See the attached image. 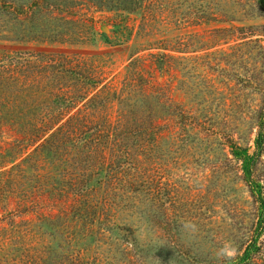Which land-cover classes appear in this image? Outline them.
<instances>
[{
  "label": "rangeland",
  "instance_id": "1",
  "mask_svg": "<svg viewBox=\"0 0 264 264\" xmlns=\"http://www.w3.org/2000/svg\"><path fill=\"white\" fill-rule=\"evenodd\" d=\"M263 108L264 0H0V264H264Z\"/></svg>",
  "mask_w": 264,
  "mask_h": 264
},
{
  "label": "trees",
  "instance_id": "2",
  "mask_svg": "<svg viewBox=\"0 0 264 264\" xmlns=\"http://www.w3.org/2000/svg\"><path fill=\"white\" fill-rule=\"evenodd\" d=\"M263 111H264V108H263ZM263 119H264V114H263V116L260 117L258 132H257L256 138L254 140V147H255L256 152H258V153L261 150L262 146L264 145V123H263ZM143 133H145V131L139 132L138 136L142 137ZM230 147L232 149V152H231L232 156H234L241 163V170L244 174V178L246 179L248 184H250L252 192L255 193V195L257 197V201L259 203L258 209L260 211L259 217H261V219H263L264 218V212H263L264 211V204L260 198L257 184L251 182V177L253 174V172H252L253 171L252 170L253 156H250L247 153V150H245V149L241 150L240 148H238L234 144H230ZM250 251H251V248L246 249V251L243 254L244 260L247 259Z\"/></svg>",
  "mask_w": 264,
  "mask_h": 264
}]
</instances>
